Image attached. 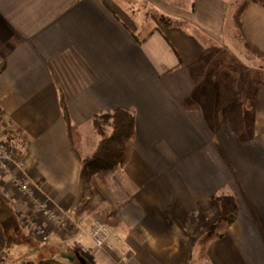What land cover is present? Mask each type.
Wrapping results in <instances>:
<instances>
[{
	"label": "crops",
	"instance_id": "1",
	"mask_svg": "<svg viewBox=\"0 0 264 264\" xmlns=\"http://www.w3.org/2000/svg\"><path fill=\"white\" fill-rule=\"evenodd\" d=\"M231 2L0 0V113L25 163L14 173L70 225L99 209L111 231L103 249L61 231L0 171V264L76 255L96 264H264V90L252 93L253 122L237 126L220 117L217 100L227 96L223 109L247 100L229 93L217 65L236 31ZM148 11L171 25L149 22ZM242 24L264 53V6L251 4ZM63 103L84 156L100 142L95 116L134 114L130 160L108 181H81ZM214 197L236 200V221L190 234L191 218L217 210ZM34 220L49 229L47 244L30 235Z\"/></svg>",
	"mask_w": 264,
	"mask_h": 264
},
{
	"label": "trees",
	"instance_id": "2",
	"mask_svg": "<svg viewBox=\"0 0 264 264\" xmlns=\"http://www.w3.org/2000/svg\"><path fill=\"white\" fill-rule=\"evenodd\" d=\"M254 3L264 6V0L244 1L237 8L233 22L247 50L255 55L263 56L264 53L252 44L246 36L242 24L244 13ZM159 22L164 27L171 25L170 21L165 18H161ZM63 113L71 149L80 163L81 181L88 182L93 178L108 181L115 173L126 167L130 160L136 136V120L132 112L125 109H117L99 114L92 119L95 132L100 137V142L95 152L90 156H84L81 153L80 134L73 125L68 108L64 103ZM212 202L217 206V215L210 225L209 235L214 234L219 228L232 225L236 221V212L238 210L236 200L232 197H214ZM5 208V203L0 200V216L5 213ZM199 217H201V222H204L203 213H199ZM18 264H64V262L60 259L47 258L39 261L23 260Z\"/></svg>",
	"mask_w": 264,
	"mask_h": 264
},
{
	"label": "rangeland",
	"instance_id": "3",
	"mask_svg": "<svg viewBox=\"0 0 264 264\" xmlns=\"http://www.w3.org/2000/svg\"><path fill=\"white\" fill-rule=\"evenodd\" d=\"M244 1L246 0H232V4L234 6V12H233V17L234 14L237 10V8L239 7V5H241ZM149 18H151L150 21H152V19L154 18V20H158L163 18V16H160L158 14H155L152 11H148V15ZM157 18V19H156ZM166 19V18H165ZM167 20V19H166ZM158 22L155 21L151 23L150 26H153L154 24H156ZM233 26H234V22H233ZM235 27V26H234ZM232 38L231 40H228L226 43V47H224L223 51H219V54L217 57H220L219 62L217 63V65L220 68V73H223L225 75H228L230 77L229 80V88L228 91L231 94L236 93L237 96H240L242 94L246 95V105L243 106L241 105H237V100L236 97L233 99V101H230V107L223 109V104L225 103V97H220V98H215L217 100H219V104L222 106L221 109L222 111L220 112V117H224L225 120L229 119L231 122V125H235L237 126L239 124V121L242 119V117H245L248 121H252L253 122V114L254 112V99L252 96V93L255 90L258 89H263L264 90V55L263 56H258L253 54L252 52L248 51L247 48L246 50H244V43L240 38V34L238 33V30H236L233 34H232ZM215 53H217L215 51ZM239 93V94H238ZM224 95H226L224 93ZM248 96V97H247ZM241 99V97L239 98ZM246 109V112L244 111ZM244 111V113H243ZM244 114V115H243ZM235 124H232V123ZM247 136H249L250 133V129L244 130V132ZM17 143L20 144V138L17 135ZM1 193V190H0ZM89 195H93V193L91 192ZM96 197H94L92 200L94 201ZM100 198V195H99ZM96 203H98V205H100V200L99 199H95ZM98 212H95V218L89 220L88 222L94 220V219H98L100 221H102L106 226L107 224L104 222V220L102 219V214L101 210L97 209ZM217 215V210H215L214 208L210 209L209 212L207 214L203 213V216L205 219L204 222H201V217L195 218H191L189 224H187V230L189 231V233L196 235V233H198L199 235L202 234L203 236H208L210 233V225L212 223V221L215 219ZM65 217V216H64ZM78 218H83V221L85 220V217L83 216H79ZM39 221V220H38ZM40 222V221H39ZM52 222V221H50ZM32 223V222H31ZM42 223V222H40ZM56 225V223H55ZM45 226V225H44ZM58 226V225H57ZM31 229V226H29ZM46 227V226H45ZM59 227H61L59 225ZM108 227V226H107ZM61 229V228H60ZM221 229V228H219ZM46 230H48L46 233L49 234V229L46 227ZM63 229H61L62 231ZM218 230V229H217ZM216 230V232H217ZM64 232L69 233L71 232V234L75 233L76 231L73 227L71 226H67V228H64ZM215 232V233H216ZM30 235H32L33 237L37 238L40 242V244H47L48 242L44 243L42 242L39 236H35L32 234V231L30 230ZM69 237L71 236H67L66 240L69 239ZM199 237V236H198ZM193 238H196V236H193ZM50 239V237H49ZM190 239H192L190 237ZM98 249V248H97ZM22 249L19 248V251H21ZM77 258H75V261L73 263H71L68 260H63L64 264H96L95 262H93L92 260L89 259H84L83 257H80L79 255H76ZM27 260V259H25ZM30 260V259H28ZM36 260V259H35ZM32 261V260H30Z\"/></svg>",
	"mask_w": 264,
	"mask_h": 264
},
{
	"label": "built area",
	"instance_id": "4",
	"mask_svg": "<svg viewBox=\"0 0 264 264\" xmlns=\"http://www.w3.org/2000/svg\"><path fill=\"white\" fill-rule=\"evenodd\" d=\"M17 130L7 121L3 114L0 113V171L9 173L13 177L15 185L30 198L32 205L37 208L49 221L59 225L61 229L69 226L68 216L60 215L57 210L51 208L49 204L40 202L34 199V191L29 185L23 183L14 173L16 170H23L25 163L19 157L20 146L17 143ZM1 190V189H0ZM31 231L35 236H39L41 241L46 243L49 241V234L46 227L37 220L31 223ZM77 230L78 234H86L92 244L98 248L103 249L109 241L111 231L102 221L94 219L83 223V218L74 221L70 225ZM47 232V233H46Z\"/></svg>",
	"mask_w": 264,
	"mask_h": 264
}]
</instances>
